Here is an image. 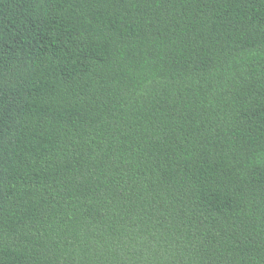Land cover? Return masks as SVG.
I'll list each match as a JSON object with an SVG mask.
<instances>
[{
    "label": "trees",
    "instance_id": "trees-1",
    "mask_svg": "<svg viewBox=\"0 0 264 264\" xmlns=\"http://www.w3.org/2000/svg\"><path fill=\"white\" fill-rule=\"evenodd\" d=\"M0 264H264V0H0Z\"/></svg>",
    "mask_w": 264,
    "mask_h": 264
}]
</instances>
